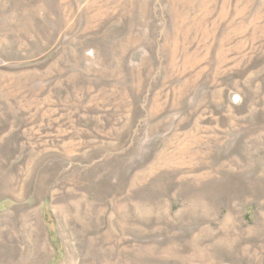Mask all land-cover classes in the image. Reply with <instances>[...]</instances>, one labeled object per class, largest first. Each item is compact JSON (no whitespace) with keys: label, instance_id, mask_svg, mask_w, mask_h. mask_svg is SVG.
Wrapping results in <instances>:
<instances>
[{"label":"rangeland","instance_id":"obj_1","mask_svg":"<svg viewBox=\"0 0 264 264\" xmlns=\"http://www.w3.org/2000/svg\"><path fill=\"white\" fill-rule=\"evenodd\" d=\"M0 264H264V0H0Z\"/></svg>","mask_w":264,"mask_h":264}]
</instances>
